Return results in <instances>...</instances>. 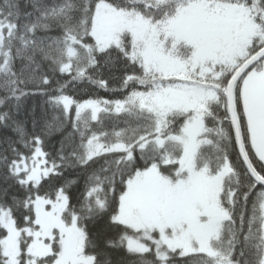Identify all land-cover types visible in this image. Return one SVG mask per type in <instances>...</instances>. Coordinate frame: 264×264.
<instances>
[{"label": "snow or ice", "instance_id": "snow-or-ice-1", "mask_svg": "<svg viewBox=\"0 0 264 264\" xmlns=\"http://www.w3.org/2000/svg\"><path fill=\"white\" fill-rule=\"evenodd\" d=\"M0 264H264V0H0Z\"/></svg>", "mask_w": 264, "mask_h": 264}]
</instances>
